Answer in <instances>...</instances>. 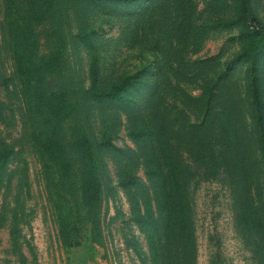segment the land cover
Instances as JSON below:
<instances>
[{"label":"rangeland","instance_id":"374dc122","mask_svg":"<svg viewBox=\"0 0 264 264\" xmlns=\"http://www.w3.org/2000/svg\"><path fill=\"white\" fill-rule=\"evenodd\" d=\"M55 1L0 0V144L11 152L0 176V264H154V251L157 264H180L166 193L143 176L144 147L128 134L158 120L179 172L192 264H264V161L250 98L252 79L264 100V47L255 64L234 63L217 79L240 51L236 0H184L183 14L166 16L165 0ZM251 5L264 28V0ZM83 32L99 88L120 86L114 103L87 95ZM54 43L63 47L55 73H38ZM62 90L74 112L51 117L48 96ZM76 129L98 184L88 208ZM59 212L75 222L70 248Z\"/></svg>","mask_w":264,"mask_h":264},{"label":"trees","instance_id":"16d2710c","mask_svg":"<svg viewBox=\"0 0 264 264\" xmlns=\"http://www.w3.org/2000/svg\"><path fill=\"white\" fill-rule=\"evenodd\" d=\"M55 1V0H54ZM60 1L56 0L55 2ZM72 2L77 0H71ZM165 0L163 15L166 16L168 9L173 14H183L186 10L184 0ZM54 2V3H55ZM98 2V1H96ZM102 4V1H100ZM235 20L239 29L237 34L240 43V51L232 57L223 70L218 74V80H224L227 77L230 66L234 63L238 64H255L264 47V28L260 27L259 21L253 14L251 0H236ZM259 29V30H258ZM180 35V34H179ZM178 35V36H179ZM79 39L83 47L92 51L88 65V88L87 95L96 103L106 102L114 103L119 99L120 86H111L109 89H100L99 76L96 66V55L93 52V43L87 36V33L80 34ZM53 41V40H52ZM63 50L61 43L50 44L47 56L39 60L36 71L53 74L58 66V58ZM41 77V76H40ZM37 82V80L35 81ZM100 87V88H99ZM71 94L67 91L60 93H50L49 114L54 118H67L74 112V104ZM250 98L252 106V122L257 131V139L259 151L264 161V100L255 80L251 79ZM151 123L146 125H151ZM143 125L137 129L129 130L128 134L132 142L139 148L144 147L143 158V176L149 181L160 184V193H166L164 198V214L169 218L173 225V230L169 229V233L174 231L180 251L182 254V262L180 264H192L191 258L187 251L190 245L191 234L188 229V218L184 205L183 189L179 179L177 165L173 160L172 152L169 151L166 143V124L163 120H158L153 126ZM221 132V128L219 129ZM206 130L203 132V134ZM73 146L82 165L80 181L78 182L79 201L82 207L88 208L92 202L97 199L98 184L92 162V149L87 137L78 129L73 131ZM113 146H110V148ZM114 150L115 148H111ZM143 149V148H142ZM11 152L4 145L0 144V176L2 170L6 166ZM64 164L63 159L59 160V164ZM132 178L127 179L123 185H131ZM131 182H130V181ZM56 225L58 236L64 248H70L77 242V231L75 222L71 220V216L67 212H59L56 215ZM151 260L157 264L155 251L151 252Z\"/></svg>","mask_w":264,"mask_h":264}]
</instances>
